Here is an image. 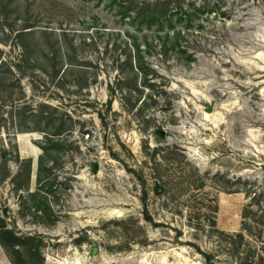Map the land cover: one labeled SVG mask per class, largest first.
Here are the masks:
<instances>
[{"label":"rangeland","instance_id":"1","mask_svg":"<svg viewBox=\"0 0 264 264\" xmlns=\"http://www.w3.org/2000/svg\"><path fill=\"white\" fill-rule=\"evenodd\" d=\"M155 1L0 0V214L45 264H206L193 244L235 264L190 215L207 192L239 232L249 199L223 188L264 190V0H182L150 27L137 5ZM130 59L155 82L131 111Z\"/></svg>","mask_w":264,"mask_h":264},{"label":"trees","instance_id":"2","mask_svg":"<svg viewBox=\"0 0 264 264\" xmlns=\"http://www.w3.org/2000/svg\"><path fill=\"white\" fill-rule=\"evenodd\" d=\"M182 5V0H156L152 3L138 4L137 16L141 17L142 22H146L150 27L156 22H160V24L164 26L165 21H168L173 25V9L175 6L177 8H182ZM169 34L170 33L167 32V35ZM138 50H140V48H138ZM129 65L131 67L132 75L119 79L117 82L120 89H123V87L129 89H126L129 102L125 101L123 104L129 111H131L136 107L140 100L138 96H133L131 92H135L136 95V93H140L141 90H143L141 89V86H146L148 84L152 87L155 85V82L152 81L153 78H148L149 74L144 72V66L140 62H137L136 65H134L131 63L130 59ZM133 97L135 100L131 104ZM45 107L48 106L42 105L41 108H43V110L40 111L41 113L45 111ZM32 116L37 115L33 114ZM50 121L51 120H48V123ZM63 127L64 124L58 125L51 133H47V131L43 130L46 132V141L42 144V149L44 150L45 155L49 154L52 148L61 147V139L54 136L59 135L61 130L64 129ZM151 160H153L154 168L157 172L161 168L168 167L171 163L169 157L162 153L159 148L154 149ZM23 164L26 165L27 169L30 168L27 172L28 176L26 179L29 185L32 162L30 159H27L23 161ZM44 166L45 160L44 157H42L39 161V182L41 181L42 173L46 170L44 169ZM198 171L199 173L201 172L200 169H198ZM207 175L210 176V174ZM217 176L218 175H215V177ZM202 179H204V177ZM157 181L160 182V180ZM142 183L143 186H146L145 180H143ZM166 184L168 185V183ZM197 186L201 189L204 184L201 182V184ZM223 189L235 192H245L247 194L249 203L243 210L242 229L233 234L218 229L216 220L218 205L216 199L209 197L207 192H205L204 196L201 198L202 201H195V204L198 206L196 209L201 211V215H203L202 218H200L199 214H195L194 216L191 213L189 226L198 236L205 234L208 238H216L220 246L226 251V255L230 260L234 261L235 264H264V190L253 189V191H246L244 188ZM164 190V185L158 183L155 184L154 191L157 195H162ZM147 196L148 193L144 190V198L142 201L145 207H147ZM194 210L195 209H192L191 211ZM147 219L151 221L150 216H148ZM248 237H250L251 240H248ZM35 241L36 238L34 236H19L14 230L9 229L7 220L2 214H0V243L4 248L9 250L14 264H45V258L41 253V248L38 244H35ZM193 245L197 247L198 251L204 256L206 264H215L214 260L218 256H215L214 253L203 252L199 246L196 244Z\"/></svg>","mask_w":264,"mask_h":264},{"label":"water","instance_id":"3","mask_svg":"<svg viewBox=\"0 0 264 264\" xmlns=\"http://www.w3.org/2000/svg\"><path fill=\"white\" fill-rule=\"evenodd\" d=\"M211 111H212V109L209 108V109H208V112H211ZM11 228H12V226L9 227V229H11ZM95 253H97V249H96V248L94 249V254H95Z\"/></svg>","mask_w":264,"mask_h":264}]
</instances>
